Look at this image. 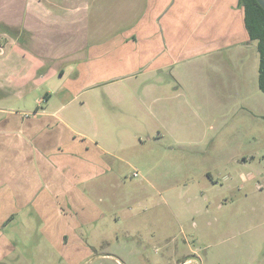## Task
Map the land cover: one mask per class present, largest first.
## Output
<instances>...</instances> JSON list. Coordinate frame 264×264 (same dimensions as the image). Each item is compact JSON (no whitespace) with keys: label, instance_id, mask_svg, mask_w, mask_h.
<instances>
[{"label":"rangeland","instance_id":"374dc122","mask_svg":"<svg viewBox=\"0 0 264 264\" xmlns=\"http://www.w3.org/2000/svg\"><path fill=\"white\" fill-rule=\"evenodd\" d=\"M31 1L0 0V19L21 33L15 47L0 28V107L17 112L46 107L40 103L46 93L64 86L60 70L70 77L69 61L84 55L80 47L107 35L95 33V10L86 16L91 25L85 40L79 14L56 18L57 27L44 26L30 16ZM47 1L53 8L67 2ZM89 5L94 9V0ZM249 52L244 92L231 86L219 92L237 74L218 79L208 66L190 72L178 66L159 79L141 78L136 89L125 82L96 90L100 97L61 114L75 111L79 129L101 143L110 135L114 145L126 148L122 160H113L118 181L111 174L107 181L126 184L115 199L104 188L99 204L105 218L87 230L97 229V236H86L93 249L80 264H264V93L250 76L256 55ZM39 61L45 63L33 78L31 64ZM144 88L151 92L143 99L149 110L132 102ZM104 92H119V105L131 111L112 108L118 100L109 93L110 103ZM41 227L35 219L8 225L0 264H70Z\"/></svg>","mask_w":264,"mask_h":264},{"label":"crops","instance_id":"0c3cea01","mask_svg":"<svg viewBox=\"0 0 264 264\" xmlns=\"http://www.w3.org/2000/svg\"><path fill=\"white\" fill-rule=\"evenodd\" d=\"M89 2L92 0L60 1L53 8L47 0L31 1L30 16L44 26L57 27L56 18L79 14L85 40L91 25L87 17L95 10V33L107 35L80 47L84 55L69 61L74 67L70 77L66 69L60 70L64 86L46 93L40 101L46 107L21 112L0 107V241H9L5 229L13 221L27 224L35 219V224H42L41 233L70 264H80L92 253L86 241L97 236V229L87 230L105 218L99 204L104 188L111 189L115 199L118 187L126 184H117L120 171L113 164V160H122L119 154L126 148L114 145L110 135L101 143L79 129L74 123L79 117L75 111L61 115L69 106L89 104L92 97H100L94 91L125 82L136 89L141 87V78L159 79L178 66L187 72L208 66L218 79L224 73L237 74L233 85L225 84L219 92H228L229 86L244 92L248 78L243 72L251 61L250 49L256 55L250 76H255L259 86L257 42L249 40L240 0H94V9ZM43 16L46 19L41 20ZM0 28L10 33L7 43L17 47L21 33L3 19ZM32 63L30 73L35 78L45 62L39 61L36 67ZM239 81L243 84L238 85ZM144 90L132 102L149 110L143 99L151 92ZM104 93L110 103L114 97L118 100L112 108L131 111L119 105V92L115 96L109 92L112 98ZM110 174L117 178L115 183L107 182Z\"/></svg>","mask_w":264,"mask_h":264},{"label":"trees","instance_id":"16d2710c","mask_svg":"<svg viewBox=\"0 0 264 264\" xmlns=\"http://www.w3.org/2000/svg\"><path fill=\"white\" fill-rule=\"evenodd\" d=\"M250 41L257 42L259 53V87L264 93V8L257 0H240Z\"/></svg>","mask_w":264,"mask_h":264},{"label":"water","instance_id":"95a60500","mask_svg":"<svg viewBox=\"0 0 264 264\" xmlns=\"http://www.w3.org/2000/svg\"><path fill=\"white\" fill-rule=\"evenodd\" d=\"M257 2L260 4L262 8H264V0H257Z\"/></svg>","mask_w":264,"mask_h":264}]
</instances>
